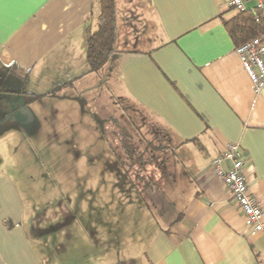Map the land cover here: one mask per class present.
Wrapping results in <instances>:
<instances>
[{
	"label": "crops",
	"instance_id": "1",
	"mask_svg": "<svg viewBox=\"0 0 264 264\" xmlns=\"http://www.w3.org/2000/svg\"><path fill=\"white\" fill-rule=\"evenodd\" d=\"M229 1L114 0V52L89 72L98 0H0V264H264V88L253 93L235 53L225 22L238 13ZM87 104L105 107L104 133L93 130L102 137L110 131L122 142L117 121L141 136L146 152L133 147L150 167L148 203L131 244L115 236L93 261L63 262L33 246L25 221L40 195L44 149L96 152L74 130L85 115L95 121ZM230 144L262 210L261 232L211 173Z\"/></svg>",
	"mask_w": 264,
	"mask_h": 264
},
{
	"label": "rangeland",
	"instance_id": "2",
	"mask_svg": "<svg viewBox=\"0 0 264 264\" xmlns=\"http://www.w3.org/2000/svg\"><path fill=\"white\" fill-rule=\"evenodd\" d=\"M87 105V112L95 121L91 122L90 116L85 115L82 123H75L74 130L78 134L77 142H90L97 148L96 152L84 154L82 147L80 152H73L63 146L65 143H60L59 147L54 145L51 151L44 149L36 157L42 169L37 188L40 195L30 204L25 221L33 246L41 249L37 244L46 245L48 250L39 252L45 258H59L63 262L93 261L97 246L115 236L131 244L134 240L129 234L133 227H139L140 214L148 203L142 192L147 182L144 177L149 174L150 167L131 162L121 146L123 143L132 147L135 144L138 148L141 136L135 129L129 130L123 121H117L123 127H119L118 134L122 142H118L110 131L102 137L100 132L107 122L103 118L105 107L102 105L101 110L98 105ZM107 125L111 124L108 122ZM89 130H92L91 134H86ZM104 145L106 153L100 150ZM142 149L146 152L145 147ZM148 156H152L149 150L145 157ZM32 208L37 210L36 217ZM119 227L122 234L117 232Z\"/></svg>",
	"mask_w": 264,
	"mask_h": 264
},
{
	"label": "built area",
	"instance_id": "3",
	"mask_svg": "<svg viewBox=\"0 0 264 264\" xmlns=\"http://www.w3.org/2000/svg\"><path fill=\"white\" fill-rule=\"evenodd\" d=\"M252 11L264 13V0H252ZM229 6L237 13L245 11L243 0H230ZM240 63L250 79L253 93L258 94L264 88V34L257 36L235 48ZM228 163V171L222 167ZM211 173L227 188L232 200L245 216L247 225L254 232L263 231V213L256 200L249 194L243 175L242 154L237 145L230 144L211 161Z\"/></svg>",
	"mask_w": 264,
	"mask_h": 264
},
{
	"label": "trees",
	"instance_id": "4",
	"mask_svg": "<svg viewBox=\"0 0 264 264\" xmlns=\"http://www.w3.org/2000/svg\"><path fill=\"white\" fill-rule=\"evenodd\" d=\"M100 12L97 18V29L86 42V62L89 72H98L114 52L115 41V5L114 0H98ZM225 28L235 44L242 45L247 41L264 34V13L245 10L225 22ZM126 138V137H125ZM129 160L143 166L145 162L134 147L122 144Z\"/></svg>",
	"mask_w": 264,
	"mask_h": 264
}]
</instances>
